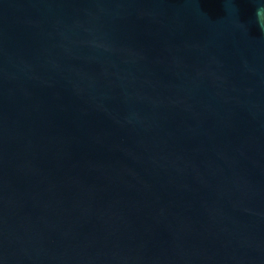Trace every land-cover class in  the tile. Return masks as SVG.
<instances>
[{
	"label": "water",
	"instance_id": "obj_1",
	"mask_svg": "<svg viewBox=\"0 0 264 264\" xmlns=\"http://www.w3.org/2000/svg\"><path fill=\"white\" fill-rule=\"evenodd\" d=\"M0 264H264V0H0Z\"/></svg>",
	"mask_w": 264,
	"mask_h": 264
}]
</instances>
